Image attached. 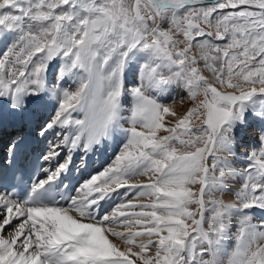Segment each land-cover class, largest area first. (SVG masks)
<instances>
[{
	"label": "snow or ice",
	"instance_id": "1",
	"mask_svg": "<svg viewBox=\"0 0 264 264\" xmlns=\"http://www.w3.org/2000/svg\"><path fill=\"white\" fill-rule=\"evenodd\" d=\"M0 45V118L52 138L5 146L0 264H264V0H0Z\"/></svg>",
	"mask_w": 264,
	"mask_h": 264
},
{
	"label": "bare ground",
	"instance_id": "2",
	"mask_svg": "<svg viewBox=\"0 0 264 264\" xmlns=\"http://www.w3.org/2000/svg\"><path fill=\"white\" fill-rule=\"evenodd\" d=\"M52 103H54V102L52 101ZM50 111H51L50 104H41V105H36L34 107V111L29 113L28 115H33L35 117L38 116V119H40L41 117L42 118L47 117L49 115ZM42 122H43V120H42ZM22 123L24 124V121L22 122L18 117H14L11 114L5 113L2 116V118H0V129H1L2 134H4V135H2V138L6 135L5 133H9V132L12 133L13 131L19 132V128H20ZM40 124H41V121H40ZM17 126H19V128ZM1 127H3V128H1ZM20 130H21V128H20ZM49 138L52 139L51 137H49ZM48 142H49V140L46 141L43 137H40V146L45 151L47 150ZM110 153L111 152H109V151H107L106 153L105 152H98L97 157H95V155H92L91 159L89 161V163L91 165V169L94 170V169H97V167H99V166L101 167V165L111 156ZM237 156H238L239 161L244 160V157L242 155H238V153H237ZM93 159H94L95 164L97 165L95 167H94ZM91 160H92V162H91ZM77 162H79V160ZM236 162L237 161H234V164ZM235 166L237 168L243 167V165L241 163L238 166L235 164ZM239 166H242V167H239ZM230 186L236 187L237 186L236 181L233 180L230 183ZM220 198H223L225 200H230V199H232V196H230L228 193H224V194H220Z\"/></svg>",
	"mask_w": 264,
	"mask_h": 264
},
{
	"label": "rangeland",
	"instance_id": "3",
	"mask_svg": "<svg viewBox=\"0 0 264 264\" xmlns=\"http://www.w3.org/2000/svg\"><path fill=\"white\" fill-rule=\"evenodd\" d=\"M167 25H165L166 27ZM3 50V46L0 45V51ZM201 67H203V65H201ZM55 71V70H53ZM206 76L209 75V73L207 71H205L204 73ZM181 99H183V103H181ZM173 101H175V103L173 104V106L175 107V110L177 111L178 114L182 115L188 107L191 106V101L188 100L187 98V93L186 91L184 90H176L174 92L171 93V99L169 100L168 98H165V102L166 103H169V104H172ZM55 102V101H53ZM48 117V116H47ZM45 117L43 119V122L44 120L47 118ZM171 119V118H169ZM199 122H197L198 124ZM248 134H245L244 137H243V146L242 147H238L236 149V152L238 153V155H242L243 156V153H246L247 151L250 150V147L254 146V141H255V138H256V131L254 130H249L247 132ZM51 139H49L50 141ZM109 152H111L110 154H112V149L109 148L108 149ZM98 153L95 154V156L97 155ZM244 157V156H243ZM236 161V160H234ZM237 166L240 164L238 162L235 163ZM239 167H242V166H239ZM219 197H220V194H217Z\"/></svg>",
	"mask_w": 264,
	"mask_h": 264
}]
</instances>
